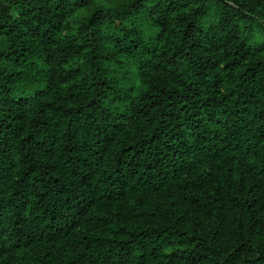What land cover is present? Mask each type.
Masks as SVG:
<instances>
[{"label":"trees","instance_id":"16d2710c","mask_svg":"<svg viewBox=\"0 0 264 264\" xmlns=\"http://www.w3.org/2000/svg\"><path fill=\"white\" fill-rule=\"evenodd\" d=\"M0 264H264V0H0Z\"/></svg>","mask_w":264,"mask_h":264}]
</instances>
